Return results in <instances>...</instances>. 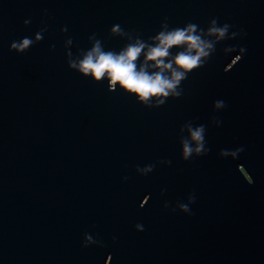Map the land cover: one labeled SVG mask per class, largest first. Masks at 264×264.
I'll list each match as a JSON object with an SVG mask.
<instances>
[{
    "label": "water",
    "instance_id": "water-1",
    "mask_svg": "<svg viewBox=\"0 0 264 264\" xmlns=\"http://www.w3.org/2000/svg\"><path fill=\"white\" fill-rule=\"evenodd\" d=\"M213 19L241 35L159 107L68 64L95 40L120 51L116 25L150 43L162 25ZM200 125L208 152L185 161ZM86 233L103 246L83 247ZM0 264H264V0H0Z\"/></svg>",
    "mask_w": 264,
    "mask_h": 264
},
{
    "label": "clouds",
    "instance_id": "clouds-1",
    "mask_svg": "<svg viewBox=\"0 0 264 264\" xmlns=\"http://www.w3.org/2000/svg\"><path fill=\"white\" fill-rule=\"evenodd\" d=\"M29 21H24L27 25ZM230 25L218 26L217 20L210 21L206 30L199 29L194 24H188L183 28L168 29L162 25V30L150 38L151 42H145L139 38L133 40L132 36L125 33L119 25L111 28L113 36H127L130 41L120 51L105 50L99 40H95L92 47L79 54L78 58H73L72 53H67L69 67L85 77L97 83L107 80L110 90H116L117 85L125 93H131L136 100L145 105L151 106L155 101V106L159 107L170 97H179L178 91L181 82L186 79L187 74L201 68L207 62L211 54L215 52V46L224 40H232L240 33L229 34ZM61 31H65L62 29ZM42 32L37 33L33 38L24 37L18 41H13L10 51L18 54L25 53L34 43L42 39ZM94 39V38H90ZM72 44L71 39L67 41ZM177 49L175 54L172 50ZM224 53L236 52L235 47H225ZM245 53L244 48L239 49L237 54L225 71L231 70L239 62ZM142 58V60H141ZM151 69V70H150ZM156 97V99H152ZM163 97V98H161ZM223 101L214 102V109H223ZM213 123L219 126V121L213 117ZM205 126L200 125L195 128L189 127V138L181 139L182 159L187 161L193 155L204 156L208 149L205 147ZM193 143L195 147H193ZM243 148L235 150H221V158L237 159ZM170 163V162H168ZM154 168V165H147L143 168L137 166L136 171L141 175H147ZM245 177V176H244ZM245 179L251 184L252 178L247 172ZM194 195L189 197V203L194 202ZM165 207H168L165 204ZM179 210L182 213L190 214L189 205L178 203L173 212ZM137 231H143V225L136 224ZM115 239V238H113ZM99 244L101 241L94 239L91 235L85 234L83 247ZM111 259V257H109Z\"/></svg>",
    "mask_w": 264,
    "mask_h": 264
}]
</instances>
